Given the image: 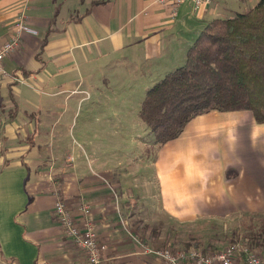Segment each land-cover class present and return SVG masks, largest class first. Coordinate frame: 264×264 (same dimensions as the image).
<instances>
[{"label":"crops","instance_id":"crops-1","mask_svg":"<svg viewBox=\"0 0 264 264\" xmlns=\"http://www.w3.org/2000/svg\"><path fill=\"white\" fill-rule=\"evenodd\" d=\"M237 6L188 0L173 20L157 0H0V45L21 17L39 32L21 35L4 61L16 78L0 82V264L86 263L55 217L58 196L93 221L105 264H166L144 251L164 228L264 213V123L252 112L200 114L162 145L140 116L147 91ZM85 94L105 106L106 137L125 128L117 145L69 141Z\"/></svg>","mask_w":264,"mask_h":264},{"label":"trees","instance_id":"trees-1","mask_svg":"<svg viewBox=\"0 0 264 264\" xmlns=\"http://www.w3.org/2000/svg\"><path fill=\"white\" fill-rule=\"evenodd\" d=\"M252 112L264 123V0L234 17L215 18L187 51L183 65L146 94L140 116L159 145L177 138L194 117L212 111ZM249 239L264 246V220L244 217Z\"/></svg>","mask_w":264,"mask_h":264},{"label":"built area","instance_id":"built-area-1","mask_svg":"<svg viewBox=\"0 0 264 264\" xmlns=\"http://www.w3.org/2000/svg\"><path fill=\"white\" fill-rule=\"evenodd\" d=\"M160 4L167 7L171 19L178 16L179 9L183 3L188 0H157ZM195 8H200L210 4L213 0H192ZM14 36L7 42L0 45V82L4 78H16L4 67L6 57L19 47L21 35L25 32L38 34V30L30 26L25 17H21L15 24ZM3 114L0 110V167L3 162V143H2V125ZM87 212L88 206L83 207ZM54 214L58 222L65 227L66 235L80 246L86 254L85 264H105V253L108 249L107 244L102 242L96 231L93 221L88 218H82L80 222L67 206L66 202L58 196ZM246 240H236L213 253H205L202 249L175 248L173 244H167L162 247L147 246L144 251L164 260L166 264H264V255L260 254L253 244H250L249 237Z\"/></svg>","mask_w":264,"mask_h":264},{"label":"rangeland","instance_id":"rangeland-1","mask_svg":"<svg viewBox=\"0 0 264 264\" xmlns=\"http://www.w3.org/2000/svg\"><path fill=\"white\" fill-rule=\"evenodd\" d=\"M232 1V0H231ZM238 3V10L247 11L254 7L260 0H234ZM88 96V94H85ZM82 96L80 95V98ZM80 101L71 108L72 116L68 125L69 141L74 139L79 141L82 146L88 148L93 141L97 143H112L113 146L118 144L121 133H124L125 128L121 127L120 122H114L117 127L113 129V135L106 137L109 131H106L105 121L99 120V116L104 114L105 106H91L88 99ZM108 108L110 106H107ZM94 115H97L96 118ZM110 130V129H109ZM151 131V130H150ZM112 133V132H111ZM153 134V133H152ZM77 144V143H76ZM78 147H80L77 144ZM244 217L254 218L255 220H264V213H259L256 216H245L242 214L232 215L223 218H208L197 219L191 223H178L168 232L167 228L161 232V236L157 240V247H162L167 244H173L175 248H190L197 247L205 253H213L219 249L225 248L232 242L242 239L249 235V229L244 225ZM256 225L261 227L262 221H256ZM164 226V224H162ZM154 235V234H153ZM253 244L256 250L264 255V246Z\"/></svg>","mask_w":264,"mask_h":264}]
</instances>
